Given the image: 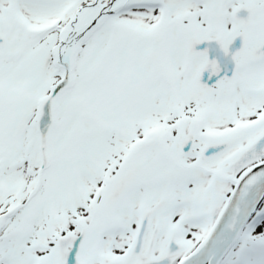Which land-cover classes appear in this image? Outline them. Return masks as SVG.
<instances>
[{
    "label": "snow or ice",
    "instance_id": "1",
    "mask_svg": "<svg viewBox=\"0 0 264 264\" xmlns=\"http://www.w3.org/2000/svg\"><path fill=\"white\" fill-rule=\"evenodd\" d=\"M0 264H264V0H0Z\"/></svg>",
    "mask_w": 264,
    "mask_h": 264
}]
</instances>
